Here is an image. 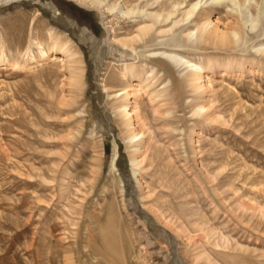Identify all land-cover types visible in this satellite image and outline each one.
Here are the masks:
<instances>
[{
	"label": "rangeland",
	"instance_id": "374dc122",
	"mask_svg": "<svg viewBox=\"0 0 264 264\" xmlns=\"http://www.w3.org/2000/svg\"><path fill=\"white\" fill-rule=\"evenodd\" d=\"M194 1L104 0L107 13L92 0H0V60L22 66L0 67V264H264V21L228 47L194 40L206 17L241 25L207 6L173 26ZM170 9L157 24L140 14ZM190 30L188 45L164 44ZM36 44L70 47L82 79L60 72L66 59L31 65ZM174 49L203 68L205 89L146 56ZM133 83L144 155L118 110Z\"/></svg>",
	"mask_w": 264,
	"mask_h": 264
},
{
	"label": "bare ground",
	"instance_id": "6f19581e",
	"mask_svg": "<svg viewBox=\"0 0 264 264\" xmlns=\"http://www.w3.org/2000/svg\"><path fill=\"white\" fill-rule=\"evenodd\" d=\"M80 1H89L90 2V0H80ZM90 4L92 6L104 7L107 13H111L112 11L115 10V6L105 5L106 3H104V0H92V2H90ZM251 5L257 9L256 10L257 14L254 17H252L250 12H249V7ZM207 6H211V7H215V8L216 7L221 8L225 14L237 15L238 16L237 18H239L241 25L238 24L239 22H237V23L234 22V23H230L227 26L225 25L222 28H219L218 26H216L215 20H211L208 17H206L196 27L194 40H196L197 32H198V34H200V38L203 39L205 37L208 38V37L212 36V38H214L216 43L218 42L219 45H222V46L226 45L228 47L227 44L234 45V44H239L241 42V40L243 39L241 35H242V33L246 27H249L250 31H254L257 29L258 25L260 23H262L261 21H264V0H260L259 3L256 2L255 0H195L194 2H191L188 4L187 9L184 12V16L181 20H179V21L173 20V22H172L173 26H177L179 23L187 22L191 17L196 15V11L199 14H200V10L202 12L204 11V13H205V10H207L205 8H207ZM173 8L176 9L177 5H173ZM119 13L125 17L136 15V11L128 10V9L120 10ZM137 14H138V12H137ZM140 14H142L144 18L149 19L152 22H154L155 24H157V23H160L162 21L163 22L170 21L172 18H174L175 11H171V9H170V11L168 10L166 12H161V13H158V12L157 13L156 12L155 13H151V12L147 13L146 11H141ZM182 15H183V13H182ZM231 15H230V17H231ZM205 16H207V15H205ZM234 20H236V19H234ZM150 24H152V23H150ZM148 30L149 29H147V28H141V30H140L141 34H139L136 37L137 40L138 41H144L145 40L144 38L147 35ZM192 36H193V30L188 31L186 33V37H188V40L184 41V44H181L179 42V40L177 39V36L175 34H172L171 38H169V41H165L164 44L169 45V46L171 45L172 48L179 49L182 46L188 45L186 43L189 42V39H191ZM200 42L202 43V41H200ZM203 42H204V40H203ZM216 45H218V44H216ZM36 46L40 50L39 51V60L38 61L35 60L33 54H30L29 59H30L31 65L38 67V66H43V64L47 61H49V62H55V61L62 62V59H66L67 60L66 64H63V63H61L60 65L58 64L60 72L65 70V69L69 70L70 76H68V77H70L73 80V82L74 81L76 83L79 82V79L82 77V76H80V73H82L81 72L82 70L80 69V67H77V66L81 62L76 57V53L70 47L66 46V44H65L64 46H61L58 48L52 47L49 50H45L39 44L38 45L36 44ZM226 46H225V48H226ZM122 49L126 50L125 47H123ZM256 50L264 53V44L257 45ZM130 52L134 56L136 55L135 49H131ZM178 52L175 49H174V51H166L165 50V51H161V52L159 50V52H153V53H150L146 56H148V57L149 56L150 57L160 56V57L166 59L167 61L171 62L173 65H175L177 67H183L188 73L189 81L191 83H194V84L199 83L200 88L205 89L209 81H208L207 74H205L203 71V68L200 67L198 64H195V63H192V62L186 60V58L184 59L183 56H181ZM31 53H32V51H31ZM7 66L11 67L14 70L17 68L21 69V67H22V66L21 67L17 66L14 63H10L6 59L5 60L2 59V61L0 60V67L5 68ZM56 67L58 68V66H56ZM138 79L141 80V78L139 76H138ZM80 84H78V85H80ZM72 85H74V84H72ZM139 86L140 85H138L137 83H133L132 85H130V88L128 90H125V89L121 90V92H120L121 94L117 95V96H120V97L124 96L125 102H123L124 104L119 106L118 110H119V115L122 117V124L125 126L126 130L130 131V135H131L130 142L134 140L133 141L134 143L132 146L134 148L133 149L134 154H138V155L143 154L144 155L143 151L147 145V142H146L147 135H146V133H144V130H142L144 127V123H145L144 121L145 120H143V118L141 116L142 113L140 114L138 102H137V99H138L137 92L139 90L138 89ZM73 88H75V87H73ZM104 90H106L105 87H104ZM129 98L132 99L131 105L128 103ZM205 108L206 107L200 106L197 108V111L206 113L207 109H205ZM112 147H113V150H112L113 153H112V157H111L110 162H109V171H110V173L117 174L115 163H116L118 155H117V151H116V146L112 145ZM136 157H137V155H136ZM140 165H141V161L138 160L137 158L134 157L130 160V166L132 167L133 177H134L136 183H138V184L140 183V179H139V175L137 174V170H138V167H140ZM118 224H120L119 221H118ZM177 264H179V263H177Z\"/></svg>",
	"mask_w": 264,
	"mask_h": 264
}]
</instances>
